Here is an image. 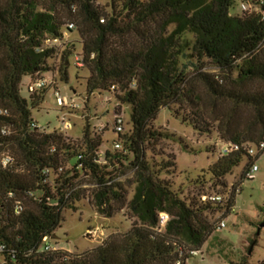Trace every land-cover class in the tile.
Instances as JSON below:
<instances>
[{
  "label": "trees",
  "instance_id": "16d2710c",
  "mask_svg": "<svg viewBox=\"0 0 264 264\" xmlns=\"http://www.w3.org/2000/svg\"><path fill=\"white\" fill-rule=\"evenodd\" d=\"M71 23L74 28L68 27ZM63 29L77 30L82 39L78 55L89 70L87 93H112L116 114L123 106L129 109L131 128L118 133L120 150L112 148L115 140L105 147L89 124L83 129L84 147L67 141L63 132L33 125L39 123L32 111L40 108L50 85L28 91L25 98L22 80L49 72L67 79L75 42L45 43L64 39ZM207 61L235 74V84L222 85L218 75L205 72ZM194 81L202 82L214 101L231 102L232 112L248 106L256 113L244 127L235 124L231 112L216 119L219 139L243 147L220 153L209 167L211 180L226 186L225 176L247 156L243 181L255 161L244 145L264 141V89L245 87L247 82L264 84V0H111L110 11L96 0H0V109L7 112L0 114V157L11 152L14 160L7 168L0 163V243L7 246L3 264H175L181 252L185 264L193 257L186 251L200 250L217 227L209 214L232 209L239 184L222 203L202 200L204 193L183 196L161 176L175 167L173 157L156 164L147 151L154 153L165 137L149 127L162 108L171 110L185 99L196 109L201 106ZM189 113L194 116L184 121L198 131H206L201 124L209 130L204 114ZM3 126H10L12 134H1ZM126 167L133 177L122 181ZM204 177L194 182L204 183ZM87 193L99 216L123 211L133 219L129 230L115 232L82 253L40 251L42 238L52 236L63 220V209L74 208L77 197ZM24 198L32 204L26 206ZM16 201L23 205L19 214L14 213ZM160 212L169 220L158 231Z\"/></svg>",
  "mask_w": 264,
  "mask_h": 264
},
{
  "label": "rangeland",
  "instance_id": "374dc122",
  "mask_svg": "<svg viewBox=\"0 0 264 264\" xmlns=\"http://www.w3.org/2000/svg\"><path fill=\"white\" fill-rule=\"evenodd\" d=\"M96 3L108 11L111 10V0H96ZM63 33L67 35L58 42L59 44L65 40L75 42V51L69 57L68 77L66 80L61 79L58 72L45 74L49 79L55 75L56 83L47 87L44 102L39 109L32 111L33 118L41 126H48V130L53 131L59 130L61 117L65 114L66 119L72 124L70 129L63 131L67 141L84 147L83 129L89 124L91 132H99L107 147V141L110 143L119 137L118 132L113 129L118 102L110 92H94L91 95L87 93L86 78L89 76V70L86 66L76 65V55L82 53V39L77 30L68 32L63 29ZM56 62L58 68L60 57L56 58ZM203 70L218 75L222 85L235 84V74L222 72L208 61ZM30 80V76H25L22 80L20 92L25 98L29 96L27 84ZM193 85L201 96V106L196 109L188 99H185L181 106L173 104L171 110L162 108L149 127L162 132L165 137L154 153L147 151V157L153 158L156 164L173 157L175 167L163 170L161 176L173 182L175 190H182L183 196L197 198L203 193L207 195L220 193L226 196L235 184H239V189L235 193L232 209L212 211L209 214L214 223L224 219L225 226L216 227L200 248L198 255L187 259L185 264H261L264 261V150L259 151L257 144L251 145L255 150L254 159L258 166L252 179L241 181V175L249 162L247 156H244L242 162L225 176L226 186L214 185L212 175L208 171L220 157V150L225 142L219 139L216 119L223 120L231 112L234 113L235 124L244 127L255 119L256 113L248 106H240L232 112L231 102L214 101L206 86L200 81H194ZM245 87L253 90L264 89V84L258 81L247 82ZM56 88L63 97L69 99L70 103H74L76 108L62 107L55 96ZM191 110L204 114L212 128L210 126L207 130L208 125L201 124L206 131H198L190 122L184 121L183 117L194 116L189 113ZM120 116L126 133L131 128L129 109L123 106ZM100 126H105L102 131L99 129ZM9 154L12 155L11 152ZM125 171L120 179L122 181L133 177L131 168L126 167ZM201 176H205V182L196 184L194 181ZM132 189L133 186L127 189L129 198L132 196ZM87 195L88 193L84 197H77L79 199L74 208L63 209V220L50 237V242L59 249L82 253L101 244L111 234L126 232L131 227L133 219L127 217L123 211L110 218L99 216L95 208L88 203ZM24 199L26 206L32 204L29 198Z\"/></svg>",
  "mask_w": 264,
  "mask_h": 264
},
{
  "label": "built area",
  "instance_id": "2783aa9c",
  "mask_svg": "<svg viewBox=\"0 0 264 264\" xmlns=\"http://www.w3.org/2000/svg\"><path fill=\"white\" fill-rule=\"evenodd\" d=\"M245 8V6H243ZM103 21V19H102ZM69 28H74L73 24H69L68 25ZM60 40L58 38H49L45 41V43L47 45H50L51 43H57ZM76 65L77 66H83L84 65V61L82 59V57H80L79 55H76ZM54 83H56V80L54 78L49 79L45 76V74L43 75H38L35 78H33L32 80H30L27 84V88L29 92H37L38 90H40L41 88H44L48 85H54ZM112 89H115V86H112ZM55 96L57 97V100L59 102V104L62 107H71V108H76V105L74 103H70L69 99L67 97H63L60 94V91L58 90V88H56L55 90ZM7 112L0 109V114H6ZM61 126L59 128V132H63L64 130L70 129L72 127V124L70 121H68L66 119V115L64 114L61 117ZM35 126L36 129H39L40 131L44 130V126H41L40 124H33ZM105 126H100L99 129L100 131H102L104 129ZM113 129L114 131L118 132V133H123L124 132V124H123V120L120 116V114H116L115 118H114V125H113ZM1 134L9 136L12 134V129L10 126H3L1 128ZM224 145L222 146L220 153L221 154H228L230 152L233 151H238L240 150L243 145L241 146L238 143H234V142H224ZM247 153L251 156L254 157L255 156V150L253 149L252 146H245ZM112 148L114 150H120L123 148L122 146V142H120L119 140H115L112 142ZM52 151L55 150V148L53 147L51 149ZM258 150L259 151H263L264 150V141L260 142L258 144ZM104 154V149H101L98 151V156L101 157ZM13 157L8 154V153H3L0 157V163L3 167L7 168L13 165ZM258 170V166L255 163V161L253 163H251L248 167V169H246L245 173H244V180L247 179H252L255 175V172ZM47 174H49V171L46 172ZM88 185H84V187H87ZM231 193V191H230ZM229 195H222L220 193H215V194H211V195H203L202 196V200L204 201H210V202H214V203H222L225 202L229 196ZM8 196L9 197H14V193L9 191L8 192ZM29 196H34L33 193H30ZM23 210V205L20 201H16L15 202V206H14V213L15 214H19L21 211ZM169 220V215L166 212H160L159 214V227L157 228L158 231H161L164 226L166 225L167 221ZM225 226V221L224 219L218 221L217 227H224ZM50 237L51 236H44L42 238L41 241V245H40V251H55V250H59V248L55 245H53L50 242ZM7 250V246L4 243H0V264L4 263V252ZM183 253H180V257L177 259V261L175 262V264H184L183 261ZM199 253V250H188L186 251V254H189L191 256H197ZM183 255V256H182ZM12 257H14V255L12 254Z\"/></svg>",
  "mask_w": 264,
  "mask_h": 264
}]
</instances>
